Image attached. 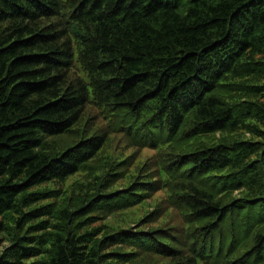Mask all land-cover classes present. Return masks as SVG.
Instances as JSON below:
<instances>
[{"label":"trees","instance_id":"1","mask_svg":"<svg viewBox=\"0 0 264 264\" xmlns=\"http://www.w3.org/2000/svg\"><path fill=\"white\" fill-rule=\"evenodd\" d=\"M0 264H264V0H0Z\"/></svg>","mask_w":264,"mask_h":264},{"label":"rangeland","instance_id":"2","mask_svg":"<svg viewBox=\"0 0 264 264\" xmlns=\"http://www.w3.org/2000/svg\"><path fill=\"white\" fill-rule=\"evenodd\" d=\"M110 144H111V142H110ZM115 151H116V154L122 153V155L125 156V155H130L134 151V149L125 148V147L123 149L122 145L116 146L115 144H113L111 149L109 150V152H115ZM153 153H154V151L152 149L143 148L138 154H136L135 156H132V159L135 160L136 165H139L146 158L150 157ZM117 158H119V157H117ZM147 209H150V208H148V206H144V207L141 206L140 209H138V208H136L135 210L130 209V210L124 212L123 215L125 217V220L121 224L128 225V223H130L131 221L136 220L138 217L142 216V214L145 213V211ZM113 217H114V215L109 217V219H107V221H116L117 219L115 217L114 218ZM116 217L119 218L120 216L116 215ZM107 221H105V222H107ZM101 222H103V221H101Z\"/></svg>","mask_w":264,"mask_h":264}]
</instances>
